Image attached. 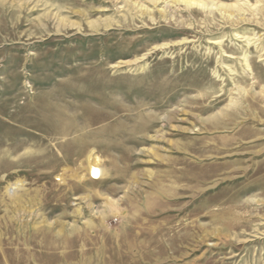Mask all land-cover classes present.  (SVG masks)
<instances>
[{
	"label": "rangeland",
	"instance_id": "obj_1",
	"mask_svg": "<svg viewBox=\"0 0 264 264\" xmlns=\"http://www.w3.org/2000/svg\"><path fill=\"white\" fill-rule=\"evenodd\" d=\"M204 2L0 0V264H264V0Z\"/></svg>",
	"mask_w": 264,
	"mask_h": 264
},
{
	"label": "bare ground",
	"instance_id": "obj_2",
	"mask_svg": "<svg viewBox=\"0 0 264 264\" xmlns=\"http://www.w3.org/2000/svg\"><path fill=\"white\" fill-rule=\"evenodd\" d=\"M150 1L155 3V1H158V0H150ZM204 1H201V0H173V3L176 4V5L177 4L182 5V6L186 7V8H200V9H202V8H205L208 5V3L204 2ZM93 162L90 160V158L87 159V169L90 172V174L97 176V174H98V170L96 169V167H97L96 166L97 165L96 162L97 161H93ZM18 186L19 185H16L13 189L8 190L7 191L8 194H10V196H12L14 194V190ZM13 202H15V201H13Z\"/></svg>",
	"mask_w": 264,
	"mask_h": 264
}]
</instances>
